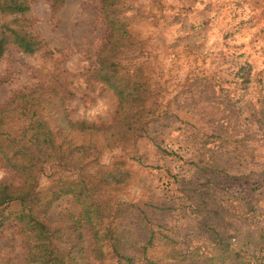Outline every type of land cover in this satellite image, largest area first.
Returning <instances> with one entry per match:
<instances>
[{
	"label": "rangeland",
	"instance_id": "374dc122",
	"mask_svg": "<svg viewBox=\"0 0 264 264\" xmlns=\"http://www.w3.org/2000/svg\"><path fill=\"white\" fill-rule=\"evenodd\" d=\"M29 2L25 16L43 46L34 53L11 48L0 57V103L65 68L73 77L70 117L108 121L117 98L85 79L105 35L100 0ZM126 7L123 15L135 16L132 35L147 39L157 54L154 68L172 115L164 125H150L154 143L163 149L148 146L153 167L124 158L132 178L113 195L120 201L147 195L164 200L166 209L172 207L161 222L176 223L183 245L217 227L249 239L251 249L264 247V0H126ZM118 154L105 151L102 160L111 163ZM210 157L226 173L204 171ZM7 177L0 167V180ZM47 183V178L41 181ZM188 185L198 186L205 207L211 194L237 213L215 209L203 216L180 207L178 198ZM67 205V198L58 200L51 214L60 215ZM25 254L15 227L6 228L0 235V264H22Z\"/></svg>",
	"mask_w": 264,
	"mask_h": 264
},
{
	"label": "trees",
	"instance_id": "16d2710c",
	"mask_svg": "<svg viewBox=\"0 0 264 264\" xmlns=\"http://www.w3.org/2000/svg\"><path fill=\"white\" fill-rule=\"evenodd\" d=\"M125 3L100 0L105 35L85 77L117 98L108 121L70 117L73 77L65 68L0 103V167L8 172L0 180V235L15 227L26 251L22 264H264V247L251 249L249 239L241 240L231 229L211 228L183 245L176 223L161 222L172 207L166 209L164 200L147 195L120 201L113 195L132 178L124 158L153 167L148 146L163 149L154 143L150 125H164L172 115L154 68L157 54L147 39L132 35L135 16L123 15ZM29 9V0H0V57L11 48L34 53L43 46L25 16ZM115 150L120 154L103 162L104 152ZM206 170L226 173L213 157L205 162ZM197 187L188 185L178 198L180 207L203 216L214 215L215 209L237 213L211 194L207 205L216 208H206ZM64 198V212L51 214Z\"/></svg>",
	"mask_w": 264,
	"mask_h": 264
}]
</instances>
